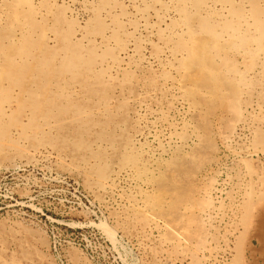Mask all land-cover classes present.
<instances>
[{
    "label": "rangeland",
    "instance_id": "obj_1",
    "mask_svg": "<svg viewBox=\"0 0 264 264\" xmlns=\"http://www.w3.org/2000/svg\"><path fill=\"white\" fill-rule=\"evenodd\" d=\"M13 4L0 264H264V0Z\"/></svg>",
    "mask_w": 264,
    "mask_h": 264
},
{
    "label": "bare ground",
    "instance_id": "obj_2",
    "mask_svg": "<svg viewBox=\"0 0 264 264\" xmlns=\"http://www.w3.org/2000/svg\"><path fill=\"white\" fill-rule=\"evenodd\" d=\"M132 4H134V2L136 1V0H129ZM13 5H15V4H13V0H0V28H1V26L3 25V24H5V23H7L8 21V19L10 20V18H11V16L14 14V13H16V11L15 12H13L12 11V9H13ZM17 5V4H16ZM207 9V8H206ZM13 10H15V9H13ZM17 14V13H16ZM135 15L136 16H141V14L139 13V12H137L136 11V13H135ZM9 16H10V18H9ZM14 16L15 15H13V18H14ZM142 17V16H141ZM12 20V19H11ZM10 20V21H11ZM9 21V22H10ZM6 25V24H5ZM186 25V24H185ZM5 27V26H4ZM145 28V31L147 32V31H149V28L150 27H147V26H144ZM189 30V29H188ZM187 30V31H188ZM189 32V31H188ZM191 32H189V34H190ZM3 34V33H2ZM196 37V36H195ZM0 38H1V36H0ZM193 39H196V38H193ZM192 39V40H193ZM2 41V40H1ZM194 41L195 40H193L192 41V43H194ZM197 42H199L198 40H197ZM197 44V43H196ZM182 102L183 103H185V104H191L190 102H189V100L188 99H186V98H183L182 99ZM189 111L190 112H192V111H194V109L193 108H191V107H189ZM196 135V137H198V135L197 134H195ZM42 156H44V157H50V153L49 152H47V153H44ZM126 171H127V173H132L133 172V170H134V167H128V168H126L125 169ZM111 184H112V181H110V179H106L104 182H103V187L105 188V189H107L109 186H111ZM198 193L199 194H203V195H206L207 193H208V190L207 189H204V188H202V189H200V190H198ZM210 193V192H209ZM187 209H188V207H187V205L186 204H184L181 208H180V214H182V215H184V214H186L187 213ZM148 225H150V226H152V227H156V228H160V227H163V226H165L166 225V222L163 220V219H161V218H157V217H153V218H151L150 220H149V223H148Z\"/></svg>",
    "mask_w": 264,
    "mask_h": 264
}]
</instances>
